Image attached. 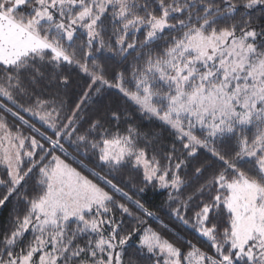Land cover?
I'll list each match as a JSON object with an SVG mask.
<instances>
[{
  "label": "snow or ice",
  "instance_id": "1",
  "mask_svg": "<svg viewBox=\"0 0 264 264\" xmlns=\"http://www.w3.org/2000/svg\"><path fill=\"white\" fill-rule=\"evenodd\" d=\"M65 68L87 77L71 109L45 95ZM93 90L134 108L123 131L118 110L80 131ZM125 167L167 191L174 239L115 182ZM0 188L24 205L0 264H264V0H0Z\"/></svg>",
  "mask_w": 264,
  "mask_h": 264
},
{
  "label": "trees",
  "instance_id": "2",
  "mask_svg": "<svg viewBox=\"0 0 264 264\" xmlns=\"http://www.w3.org/2000/svg\"><path fill=\"white\" fill-rule=\"evenodd\" d=\"M129 59H131V57ZM104 63L109 69L115 67L114 61L108 60L104 61ZM64 72L67 73L71 78V85L69 86V88L66 90L59 89L56 87L55 84H53L49 86L48 89L45 91V95L52 96L55 95L58 91L61 92L64 99L67 101L68 108L71 109L75 106L76 102L83 94V90L86 87L87 77H85L82 73H79V71L75 69L70 70L68 68H65ZM84 109L87 115V120L81 123V132H83L88 127V121L97 117L101 118L105 122V127H112L114 129L115 124L110 121V115L112 110L120 111L122 119L119 126L120 130L123 131L128 124V122L124 120L123 114L125 112H135L134 108H132L120 96H118L114 91L111 90L105 91L102 95L99 96H97L93 90L91 100L85 101L84 103ZM131 123L138 125L141 132H162V140L165 143H167V141L171 139L168 132L160 128L158 122L141 119L138 115H136L135 118L131 121ZM65 146L68 147L67 142H65ZM68 150L73 156L76 157L77 160L83 161V163L87 165L88 168H93L95 171L100 172L101 175L104 174V172L100 168L95 167L96 160L91 153H89L87 157H84L82 155H77L76 151L72 147H69ZM199 159L202 161L205 160V154L201 153ZM68 162L72 163L71 160H69ZM73 166L78 167L77 164H73ZM213 167H216V165H214ZM85 174L88 175L89 173L85 172ZM182 175L184 174L182 173ZM205 175H208V173H205ZM191 176L192 172L191 170H189L188 174L185 176V179H190ZM115 182H117L121 187H123L124 191L128 192V194L133 197V200H140V202L144 204L145 208L156 213V217L159 218V221L155 217H143L146 221L145 226H151L154 229L160 230L170 239H174L173 231H179L181 226L178 224V222L174 220V218H170V209L166 206V190L160 189L154 185H148L145 188L144 192H140L139 189L141 187H145L142 183L141 173L127 167L122 169L116 175ZM32 183L33 182L29 180L26 186L30 194L32 191ZM3 191L4 189L0 188V194H2ZM187 191H191V189H186V192ZM129 206L132 207L133 212L137 211L133 205ZM14 208H18L21 212L24 208V205L22 203H17L15 197H13L7 203L6 206L0 207V231H2L7 226L8 221L11 218V215L13 214ZM189 215H191V213H189ZM134 222L135 221L133 217H124V223L126 227L130 226ZM165 225L167 227H165ZM169 229L173 231H170ZM137 240L138 237H134V239L130 242L128 248L129 254H132L133 246L135 245Z\"/></svg>",
  "mask_w": 264,
  "mask_h": 264
}]
</instances>
